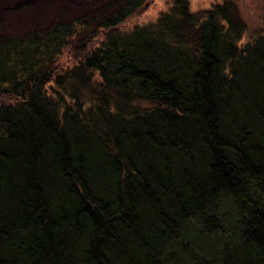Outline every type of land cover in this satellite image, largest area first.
I'll use <instances>...</instances> for the list:
<instances>
[{
  "label": "trees",
  "instance_id": "obj_1",
  "mask_svg": "<svg viewBox=\"0 0 264 264\" xmlns=\"http://www.w3.org/2000/svg\"><path fill=\"white\" fill-rule=\"evenodd\" d=\"M146 1L0 37V264H264V31Z\"/></svg>",
  "mask_w": 264,
  "mask_h": 264
},
{
  "label": "rangeland",
  "instance_id": "obj_2",
  "mask_svg": "<svg viewBox=\"0 0 264 264\" xmlns=\"http://www.w3.org/2000/svg\"><path fill=\"white\" fill-rule=\"evenodd\" d=\"M119 0H0V37L11 33L25 34L54 20L70 21L87 17ZM193 12L227 5L236 10L244 24L240 45L250 42L264 31V0H188ZM172 0H147L132 16L120 25L127 32L135 26L154 22L160 14L171 8ZM102 40V34L94 39L91 48Z\"/></svg>",
  "mask_w": 264,
  "mask_h": 264
}]
</instances>
